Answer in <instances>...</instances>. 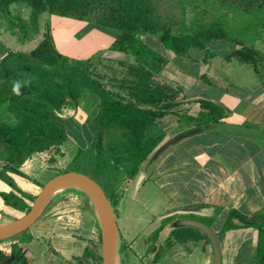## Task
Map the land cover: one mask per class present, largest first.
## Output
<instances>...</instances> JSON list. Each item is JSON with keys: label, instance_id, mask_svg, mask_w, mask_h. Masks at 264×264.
I'll list each match as a JSON object with an SVG mask.
<instances>
[{"label": "crops", "instance_id": "obj_1", "mask_svg": "<svg viewBox=\"0 0 264 264\" xmlns=\"http://www.w3.org/2000/svg\"><path fill=\"white\" fill-rule=\"evenodd\" d=\"M21 5L13 4L11 8ZM154 42L163 46L161 41ZM18 49L15 51H19ZM10 51L13 53L12 49ZM203 52L193 49L189 56H179L186 59L185 70L181 69L178 78L179 80L186 76L188 80L185 84H175L176 82L170 80L165 82L180 87L188 101L205 97L221 104L228 113L220 123L264 131V63L257 71L253 65L241 63L236 58L230 60L232 52L226 54L223 59L220 58L219 51L211 50L215 55L211 58H205L208 54ZM168 64L167 61L162 72ZM191 66H195L193 69H196V73ZM194 87H199V92L189 94L188 89ZM83 99L95 107L93 113L82 110ZM97 105L98 100L90 91H86L78 103L67 101L61 118L76 129L77 133L88 129L91 135L86 146L78 151L76 141L68 134L66 142L61 146V161L66 164L45 166V171L54 174L48 182L67 172L80 173L79 170H74L71 164L68 166V163L74 162L75 166L81 162L84 168L81 170L82 174L90 177L88 173L95 172L101 180L113 181L112 197L119 201L115 206L121 205L125 188L127 190L135 180L139 186H145V179L151 180L159 191L165 193L170 204L177 206L168 214L157 215L149 222L148 228L144 232L141 231L139 237L131 241L125 237L128 243L120 245L119 232L118 258H126L130 264H212L213 249L205 235L192 228H174V224L182 219H194L204 222L216 231L222 251V264H264V227L259 229L239 225L223 230L231 210L249 218L264 214V140L228 133L199 135L169 150L150 168L146 178L144 168L155 151L173 136L195 126L187 121V117L197 116L200 113V105L196 102H186L178 114L158 120L147 130L146 137L162 136L163 141L156 148L149 150L147 162L143 165L140 163L142 158L121 161L128 155L124 150L129 149L125 130L119 124L104 130L96 122ZM175 118H178V121H175ZM83 120L84 122L80 123ZM101 131H104L105 135L103 157L108 168L114 170V158H121L116 165L119 171L117 174L122 176H119L120 183H117V174L112 175L102 164L99 167L96 165L97 152L93 145ZM111 150L115 156H106ZM68 153L71 154L69 159ZM132 160L134 162H131ZM25 165H31L27 167L28 171L25 172L26 166L21 167L20 171L22 175L24 173L30 177L36 168L35 159H28ZM22 175L16 174L15 182L24 193L34 195L39 182L30 177V183L24 180ZM14 186H10L8 193L14 192ZM16 195L23 197L20 191ZM108 199L111 202V199ZM26 203L31 205L30 207L33 205L28 204V200ZM1 204L4 210L17 211L6 206L0 196V208ZM192 207L196 210H185ZM186 215H192L193 218H187ZM178 232L187 234L188 240H176ZM139 238L143 251L141 256L135 253ZM121 249L128 252L123 254ZM101 250L103 251L102 231L98 208L89 193L69 185L61 187L53 194L40 219L32 228L11 240L0 241V264H100L98 260L100 255H103Z\"/></svg>", "mask_w": 264, "mask_h": 264}, {"label": "trees", "instance_id": "obj_2", "mask_svg": "<svg viewBox=\"0 0 264 264\" xmlns=\"http://www.w3.org/2000/svg\"><path fill=\"white\" fill-rule=\"evenodd\" d=\"M13 4L27 5L36 24L44 13L78 21L94 17L97 25L120 32L112 51L128 57L127 61H119L126 71L124 78L113 77L111 87L104 82L106 75L101 74L91 60H71L64 56L48 33L31 52L11 53L1 63V70L15 79L0 86V105L9 97L19 121L16 125L0 121V164L7 172L17 175H22L20 167L27 158V150L33 155L54 147L62 156L61 146L68 138V130L60 115L67 101L78 103L86 91L92 92L98 100L96 122L104 130L115 124L125 130L129 140L126 153L131 158H144L149 150L159 146L163 137H146L147 130L158 120L178 114L188 99L180 87L163 82L160 74L167 61L142 42L138 38L140 34L159 35L163 46L178 56H189L195 49L214 57L210 46L225 41L241 46L232 53L230 60L236 58L241 63L253 65L257 71L264 63L256 49L245 46L241 38L227 32L219 21L209 27L199 24L192 34L172 33L157 20L155 7L148 0H0V9L8 11ZM242 4L247 11L255 9L246 1ZM17 82L20 83L19 95L13 92ZM192 102L200 105L197 116L187 117L192 125H216L228 113L225 107L209 98ZM104 136L101 131L93 145L98 167L104 156ZM0 179L11 182L2 173ZM17 192L14 189L0 196L6 206L28 212L29 205L16 195ZM118 202L114 200L115 205ZM239 225L262 229L264 214L249 218L236 210L229 211L223 230ZM176 240L185 242L188 235L178 232Z\"/></svg>", "mask_w": 264, "mask_h": 264}, {"label": "rangeland", "instance_id": "obj_3", "mask_svg": "<svg viewBox=\"0 0 264 264\" xmlns=\"http://www.w3.org/2000/svg\"><path fill=\"white\" fill-rule=\"evenodd\" d=\"M148 1L155 7V16L157 20L162 25L169 28L174 34H192L195 32L199 24H202L204 27H209L213 23L219 21L227 30V32H229L231 35L241 38L244 41L245 46L256 49L264 58V0ZM241 1H246L247 3L253 4L255 9L247 11L245 9L246 5L242 4ZM48 27L50 30V37L52 36L54 45L61 54L69 57L71 60H91L94 66L98 68L99 72L103 75H106L104 82L107 83L109 87H111L110 80L113 77H117L119 80L124 78L126 71L120 66L119 61H127L128 57L124 54H116L112 52V46L120 35L119 31L97 25L96 18L94 17L84 21H78L70 17L66 18L57 15L49 16L48 13L40 15L36 24L32 20V11L27 5L13 7L8 11H3L0 9V65L6 58L9 57L11 54V49L13 50V53L20 51L22 52V50L23 52H30L34 50L35 46L39 44L44 39L45 34L48 33ZM138 38L169 62L168 66L165 68V71L161 72L160 74V77L165 79H162L163 82L170 80L172 82H176L175 84H185V82L188 80L186 76H182L181 79L178 80L179 73L181 72L182 68L184 69V65L186 63L185 58L177 56L173 51L165 48L162 45L158 46V44L154 42L161 41L159 35L157 34H140L138 35ZM150 39L154 41L152 42ZM17 48H19V51H15ZM237 49H241V46L225 41L216 42L210 46V51H219L218 54L222 59L226 54L231 52L234 53V50L236 51ZM203 53H205V51ZM205 58L211 57L207 55ZM98 61L102 62L100 63ZM98 63H100V65ZM194 67L195 66H191L190 68L193 69ZM193 72L196 73V69H193ZM14 79V77H11L10 75L1 71L0 67V86L9 83ZM199 90V87H194L189 88L187 92H190L189 94H191V92H195L197 94ZM195 100L197 99L195 98ZM187 102L194 103L192 101ZM90 104H88L86 99H83V102L81 103L82 110L84 112L89 111V113H93L95 107L91 106ZM185 104L186 102L184 105ZM178 116L180 117V115ZM178 118H175V121H178ZM0 121L11 125L18 124V116L9 97L4 103L0 105ZM83 122L84 120L80 121V123ZM66 126L68 134H70V136H72L76 141L75 144L78 147L76 149L79 151L80 149L84 148L90 139V131L88 129H84L77 133V130L72 128L70 124H67ZM124 153H126V150H124ZM113 155L115 156L112 150L110 153H106V156L108 157H113ZM70 156L71 154L68 153L67 159H69ZM147 156L142 158V161L140 160V163H142L141 165L147 162ZM26 157L32 161L35 159L36 168L34 170V174L30 175V177L31 179H34L35 182H39V187H37V189L35 188L34 195H28L27 193H24V191L21 190L19 185L15 182L17 181L16 174L7 172L6 168H4L1 164L0 173L8 177L11 182L5 183L0 179V193H3V190H6L8 193L9 189H11L10 186L15 185L14 189H16L18 192L20 191L22 196L28 200V204H33L34 200L37 198L43 187L48 183L50 177H54V174H49L48 171H45L47 168L44 167H50L56 163H58V165L61 164L64 166L66 163L61 161V156L54 147H51V149L47 151L34 153L33 155H31L27 150ZM27 158L21 165L22 168L26 166L25 163L28 160ZM103 158L104 157L101 158L102 166H106L108 168ZM114 159L116 162L114 164L115 168L113 167L114 170L111 168L108 169L109 173L115 176V174L119 172L117 170L118 166L116 165L119 163L121 158L118 157L117 159ZM126 160L130 161L131 157L127 155V157H125V159L123 158L121 161L125 162ZM131 162H134V160ZM70 164L74 170H79L80 173L81 170H84L83 164H81V162L75 166L74 162H69L68 166H70ZM28 166L24 167L25 172L28 171ZM94 173H88L90 176L89 178L96 181L103 188L106 195L111 199V203L113 204V208L117 216L119 232L121 234L120 245L127 242L125 237L129 238L130 241L135 237H139L141 231L144 232V230L148 228L149 222L154 220L157 215L168 214L170 211L174 210L173 208L177 207L170 204L169 200H167V197H165V193L159 191L155 184L151 180L147 181V179L143 181H146L145 186H139L138 181L135 180L127 190H125V188L121 205L119 207L115 206L114 198L112 197L113 194L111 192L113 181H103L101 180L102 178L97 176L98 174ZM119 176L122 177L120 174H117V177ZM22 177L24 180H27L30 183L32 182L30 177H28L26 174L23 173ZM120 177L117 179V183H120ZM122 185L124 186V184ZM30 206L31 205H29V207ZM16 210L17 211L11 209L4 210L2 209L1 204L0 223H14L26 215V211H20L18 209ZM186 217L193 218L192 215H186ZM183 229L191 228L186 227ZM137 241L138 246L135 249V253L141 256L143 251L141 250L142 248H140V238ZM121 251L123 254L128 252L126 249H121L120 252ZM100 253L103 254V251L101 250ZM119 258V264H130L129 260L126 258L121 256ZM98 261L100 264H103V255H100ZM94 264H98V262Z\"/></svg>", "mask_w": 264, "mask_h": 264}, {"label": "water", "instance_id": "obj_4", "mask_svg": "<svg viewBox=\"0 0 264 264\" xmlns=\"http://www.w3.org/2000/svg\"><path fill=\"white\" fill-rule=\"evenodd\" d=\"M47 32L50 36L49 27ZM207 133H228L259 141L264 140V131L259 129L226 123L196 125L181 131L161 145L155 151L149 163L145 166L144 175L147 177L150 168L156 165L169 150L188 139ZM69 185L81 186L89 192L92 198L94 196L97 199L98 204L93 198L96 207L99 208L102 213V220L100 219V223L102 231L103 264H116L119 231L114 208L103 188L96 181L81 173L67 172L48 182L37 196L29 212L18 220L16 225L6 229H0V241L15 237L32 228L40 219L55 191L58 188ZM185 210H187V212H192L196 210V208L192 207ZM186 227L195 229L207 237L213 249L212 264H222V251L216 231L209 225L198 220L183 219L174 224L175 229Z\"/></svg>", "mask_w": 264, "mask_h": 264}, {"label": "bare ground", "instance_id": "obj_5", "mask_svg": "<svg viewBox=\"0 0 264 264\" xmlns=\"http://www.w3.org/2000/svg\"><path fill=\"white\" fill-rule=\"evenodd\" d=\"M71 187H76L77 189H80L81 191H83L84 193H89L85 188H83V187H81V186H78V185H70ZM59 189H61V188H58L57 190H56V192L57 191H59ZM55 192V193H56ZM93 196V195H92ZM93 198L95 199V201L97 202V204H98V201H97V199L93 196ZM98 213H99V218L102 220V213H101V211H100V209L98 208ZM16 221L14 222V223H10V222H4V223H0V229H6V228H9V227H13L14 225H16ZM13 238V237H12ZM12 238H10V239H12ZM6 240H9V239H6ZM1 241H5V240H1ZM116 264H119V259H118V257L116 258Z\"/></svg>", "mask_w": 264, "mask_h": 264}, {"label": "clouds", "instance_id": "obj_6", "mask_svg": "<svg viewBox=\"0 0 264 264\" xmlns=\"http://www.w3.org/2000/svg\"><path fill=\"white\" fill-rule=\"evenodd\" d=\"M19 88H20V83L19 82L15 83L13 86V92L17 95H19Z\"/></svg>", "mask_w": 264, "mask_h": 264}]
</instances>
